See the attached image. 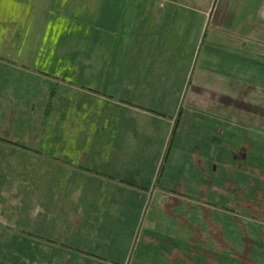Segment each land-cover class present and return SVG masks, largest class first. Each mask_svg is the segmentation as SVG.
Instances as JSON below:
<instances>
[{
  "label": "rangeland",
  "instance_id": "1",
  "mask_svg": "<svg viewBox=\"0 0 264 264\" xmlns=\"http://www.w3.org/2000/svg\"><path fill=\"white\" fill-rule=\"evenodd\" d=\"M80 2L89 11L87 23L57 30L39 24L42 29L25 38L26 45L13 61L7 44L0 55V264H172L173 260L181 264V253L192 255L195 264H241L232 232L235 223H225L229 236L217 238V250L203 255L204 250L192 254L183 240L155 236L156 227L148 224V216L155 207L152 196L158 186L195 199H211L219 209L237 213L240 184L253 182L259 186L258 199L264 201V169L258 172L251 165L255 162L264 167V135L258 137L218 121L213 126L206 111L186 107L189 99L203 101L204 94L185 95L187 86H194L197 78L188 69L177 68L176 60L171 69L184 72L182 78L149 77L157 64L172 63L151 56L136 60L138 74H127L130 47L124 26L117 23L116 29H95L89 23L93 10L107 7V0ZM114 5L120 16L125 2L116 0ZM199 80L198 86L203 87L204 79ZM167 85L171 90L163 93ZM13 110L21 124V130L15 126L16 133L5 126L4 116ZM146 123L156 136L140 143L137 134L145 131ZM129 129L132 133L128 135L137 137L132 163L127 162L122 139H133L126 134ZM236 142L242 153L255 150V155H236L240 149ZM221 151L231 153L230 165L223 171L219 164L206 162V156ZM242 161L247 167L240 166ZM124 179L135 185L121 183ZM225 188L229 196L221 195ZM85 192L88 203L99 205L100 200L110 201L114 196L124 202L120 213L109 202L87 207L88 213L96 214L85 211L87 218L94 216L88 231L95 225L98 237L121 235L130 244L127 248L110 246L117 251V263L100 257L111 256L108 245L64 237L66 226L70 232L79 231L76 220L81 208L76 205ZM157 229H162L161 224ZM151 239L159 241L158 245L147 250ZM115 241L110 240V245ZM162 241L178 245L173 256V246L165 248ZM64 243L94 250V254L75 252L73 256L66 253Z\"/></svg>",
  "mask_w": 264,
  "mask_h": 264
},
{
  "label": "crops",
  "instance_id": "2",
  "mask_svg": "<svg viewBox=\"0 0 264 264\" xmlns=\"http://www.w3.org/2000/svg\"><path fill=\"white\" fill-rule=\"evenodd\" d=\"M115 1L107 0V7L94 9L89 23L98 30H107V27L110 30L116 29V24L122 23L128 33L126 44L130 47L126 63L129 70L125 71L127 74H138L139 71H134L136 60L139 61L144 57L150 59L151 56L157 58L156 61L161 58L166 62L170 60L172 63L157 64V68L150 73L149 77L182 78L184 72L174 73L175 70L171 69V65L176 60L179 62L177 68L182 67L184 71L188 69V72H192V76L195 75L197 78L194 86L190 84L187 86L185 95L192 97L193 93L204 94L203 101H198L196 98L191 102L189 99L186 107H191L200 113L206 111L205 114L210 118L213 126L216 125L214 121H218L220 124L233 128L241 127L258 137L264 135V0H123L125 6L120 16L117 15L115 5L112 6ZM98 11L101 12L98 14ZM88 12L80 0H0V55L7 44V52L10 55L8 57L13 61L20 54L19 48L26 45L25 38H28L31 32L42 29L39 24H46L47 29L53 30L72 24H85L86 18H89ZM81 28L86 29L83 26ZM187 65H189L188 68ZM170 70H173L172 73L169 72ZM141 73L148 75L145 70H141ZM199 79H204L203 87L198 86ZM142 83H137L136 87L141 88ZM170 88L169 85L164 86L163 93L170 92ZM4 117L6 118L5 126L11 127V132L16 133L15 126H19V119L14 117V110L11 115L8 113ZM19 127L21 130V124ZM147 127L148 123L144 127L145 131L137 134V137L141 138L140 143L148 138L150 141L156 136V133L153 134ZM131 133L129 129L126 134ZM128 136L133 139L126 137L122 139H124L125 154L128 157L127 162L132 163L136 158L134 149L137 146L135 145L137 137ZM111 138L116 140L115 136ZM236 143V147H240L234 152L236 155L245 154L251 157L255 155V150L242 153L241 145ZM115 153L112 152L113 155ZM229 153L227 151H221L219 154L213 152L206 156V162L212 165L219 164L220 171H223L230 165L228 158L231 153L230 155ZM258 154L257 156L262 159L263 155ZM251 165L258 172L264 169L255 162ZM240 166L245 168L247 164L242 161ZM214 168L217 166L215 165ZM255 174L258 173L254 172ZM121 183L135 185L125 179L121 180ZM72 184L78 185L74 181ZM240 186L237 190V203L240 207L237 213L233 210L225 212L219 209L218 204L211 199H195L190 195L165 190L160 186L155 187L153 189L155 195L152 196L155 207L151 213L148 211V224L153 228L156 227L152 233L155 236L159 235L158 238L169 237L174 241L179 239L188 242L192 254L204 250V255L206 252L212 253V250H217V238L220 240L227 238L228 234H225L223 225L227 222L235 223V230L232 232L237 240L238 260L241 259V264H264V201L261 202L258 199L260 196L258 184L242 182ZM82 188L88 189L86 186ZM223 190L221 195L229 196L228 188ZM250 190L253 191L252 194ZM86 193L76 205L81 208L76 220V229L79 231L70 232L69 226H66L64 237L81 243L83 239H86L91 244L97 241V244L108 245L111 256L106 257L103 254L100 256L98 253L96 255L110 263H117L118 260L114 258L117 251L110 246L127 248L130 244L128 245L125 239L122 240L121 235L108 237L105 233L103 237L101 235L98 237L93 230L95 225L88 231V222L94 216L89 215L90 217L87 218L85 211L88 213L87 207H99V205L102 207L109 202L115 207L118 206L117 211L120 213V207L124 206V202L121 198L114 196L110 201L100 200L99 205L88 203L86 199L89 198ZM214 194L217 195L216 189ZM92 200L97 202L98 198ZM127 205L129 204L125 205L126 208ZM223 207L229 210L225 204ZM148 212L146 211L147 214ZM96 213L92 211L88 214ZM160 224L162 229H157ZM69 234L71 235L67 236ZM110 240L116 241L110 245ZM158 242L153 239L148 241L147 250L156 247ZM161 245L165 248L173 246L170 254L172 256L178 246L173 242L164 241ZM64 246L68 250L66 253L73 256L75 252L85 256L94 254V250L87 251L72 244L64 243ZM99 250L101 251L100 248ZM181 254V260H183L181 264H195L192 255ZM167 256H169L168 253ZM171 263L173 264L174 260Z\"/></svg>",
  "mask_w": 264,
  "mask_h": 264
}]
</instances>
